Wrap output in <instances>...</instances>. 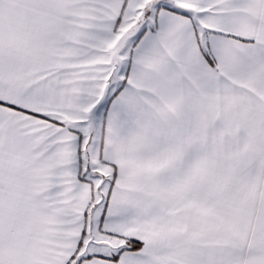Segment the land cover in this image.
I'll return each instance as SVG.
<instances>
[{
  "label": "snow or ice",
  "instance_id": "1",
  "mask_svg": "<svg viewBox=\"0 0 264 264\" xmlns=\"http://www.w3.org/2000/svg\"><path fill=\"white\" fill-rule=\"evenodd\" d=\"M0 264H264V0H0Z\"/></svg>",
  "mask_w": 264,
  "mask_h": 264
}]
</instances>
